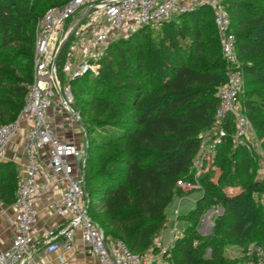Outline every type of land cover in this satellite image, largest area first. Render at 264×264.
Wrapping results in <instances>:
<instances>
[{
    "label": "trees",
    "instance_id": "1",
    "mask_svg": "<svg viewBox=\"0 0 264 264\" xmlns=\"http://www.w3.org/2000/svg\"><path fill=\"white\" fill-rule=\"evenodd\" d=\"M223 1L243 62L244 90L238 98L264 146V0ZM39 17L31 0H0V122L15 120L26 102ZM178 17L113 38L99 58V72L71 80L73 107L88 140V213L107 238L121 239L139 253L166 228L168 206L184 191L178 181L195 180L202 134L208 132L213 143L218 90L226 82L213 10L203 6ZM69 44L57 61L59 77ZM231 118L211 158L221 175L217 182L214 168L200 175L203 195L193 210L179 215L186 226L171 248L172 264H248L247 245L264 242V179L255 178L257 157L234 146ZM5 171L0 197L14 199L18 173L13 163L0 162V172ZM217 204L224 213L212 234H199L201 216ZM230 244L243 249L240 261L224 256Z\"/></svg>",
    "mask_w": 264,
    "mask_h": 264
},
{
    "label": "built area",
    "instance_id": "2",
    "mask_svg": "<svg viewBox=\"0 0 264 264\" xmlns=\"http://www.w3.org/2000/svg\"><path fill=\"white\" fill-rule=\"evenodd\" d=\"M203 6H209L214 12L227 61L226 82L218 90L219 102L211 129L215 133L212 152L227 135L225 125L230 116L234 141L247 137L252 126L238 98L244 90V71L236 51L230 13L223 0H69L45 11L36 26L33 79L26 102L17 119L0 123V162L9 160V144L21 123H28L25 161H17L22 173L11 220L15 234L11 247L0 250V264H40V250L54 252L71 248L78 231L86 252L96 259V264H152L156 261L152 251L139 253L121 239L107 238L91 218L84 179L85 147L83 142L62 138L54 118H60L62 130L79 124L76 118L79 112L73 107L71 80L87 72H99V58L114 32L130 33L140 27L157 26ZM89 7L92 9L87 21L75 32L78 40L67 49L63 72L69 75V81L64 85L57 73V61L60 44L71 31L66 25L71 17ZM206 159L209 161L210 155ZM178 184L184 190L202 188L196 176L194 181L179 180ZM43 200L46 207L63 220L38 235L34 227L39 214L38 203ZM178 234L176 222L168 247L173 246ZM245 254L248 264H264V242H251ZM59 261L65 262L63 255L59 256Z\"/></svg>",
    "mask_w": 264,
    "mask_h": 264
},
{
    "label": "rangeland",
    "instance_id": "3",
    "mask_svg": "<svg viewBox=\"0 0 264 264\" xmlns=\"http://www.w3.org/2000/svg\"><path fill=\"white\" fill-rule=\"evenodd\" d=\"M69 0H31V2L33 3V5L36 8V14L39 17L36 21V26L40 20V18L43 16L42 14L45 13V11L52 6H62L63 4H65L66 2H68ZM86 12V10H82L80 12H78L76 15H74L72 17V19L67 23L66 28L72 30L77 23L81 20V18L83 17L84 13ZM42 15V16H41ZM178 20V16L175 17ZM84 21V22H83ZM82 22L85 23V21H87V18L85 20H83ZM36 31V29H35ZM131 33V32H130ZM130 33L120 30V31H116L114 32L110 39L119 37L121 35L123 36H128ZM78 40V37L75 35V33L72 34V36L69 39V43L75 42ZM241 66L243 67V62L242 60H240ZM262 77H264V75L261 74ZM60 79H61V83L62 84H67L69 81V75L67 73L62 72V74L60 75ZM72 85V82H71ZM17 119V118H16ZM10 122V121H9ZM0 123H5V122H0ZM251 129L249 132V135L241 140H236L234 141V146H245L251 153H253L255 155V157H257V162L256 160H254V162H256V170H255V178H259V179H264V146H263V139L259 136V134L257 133L252 121H251ZM80 125V124H78ZM81 126V125H80ZM65 130V129H64ZM84 130V129H82ZM81 130V131H82ZM67 131V129L65 130ZM80 132L79 127L77 126L76 128H73L72 130V134H77ZM83 132V131H82ZM208 132H204L203 135V142H202V147H201V151L198 153V155L196 156L195 160H194V169H195V174L194 176H196L199 180L200 175L203 174V172H207L208 170H211V168L215 169V175L213 177L214 181H218L219 176L221 175V169L217 166H213L212 167V159H210L209 161L206 159V157L208 155H210V157L212 158L214 153H215V149L211 152V143L208 141L209 140V135H207ZM80 135V134H79ZM78 137V136H77ZM81 139L83 140V145L85 147V156L83 159V164H87V159H86V155L88 153V140L86 139L85 133L84 136L81 137ZM102 151H98L95 153V156H100L102 155ZM97 157V158H98ZM228 187V188H227ZM226 190L227 192L230 191V186H227ZM232 190V189H231ZM233 191V190H232ZM233 193V192H230ZM203 195V189H194V190H184L182 192V194H180L179 196H177L168 206V216H170V219H172V221H170L167 225V229L164 230L162 233V236H164V241L165 243H169L172 239V229L174 227V221L173 218L174 215L177 216V218H179L180 214H185L190 212L191 210H193L195 208L196 202L197 200ZM256 196V198L260 199V197L264 196H260L257 194H254ZM196 196H198V198L196 199ZM263 198V197H262ZM180 199H184L185 202L182 204V206H180L177 204V200L179 201ZM181 211V213H180ZM224 213V206L221 204H217V205H213L211 207H209L204 214L201 216L200 218V222H199V226H198V232L199 234L203 235V236H209L210 234H212V230H213V226L215 223V220L218 216L222 215ZM183 226V221L180 222L179 227ZM186 226V223H185ZM255 241V240H253ZM251 241V242H253ZM155 244L153 246H151L150 248H148L147 250H145L142 253H152L154 254L156 261L153 262L155 264H172L171 261V248L170 247H164V246H159L157 245L159 242V239H155ZM250 242V243H251ZM250 243L248 245H250ZM247 245V246H248ZM247 250V247H246ZM246 252V251H245ZM224 256L227 258V261L229 260L230 262L234 261H240L243 258V249L241 247H239L236 244H230L228 246H226L224 248ZM211 249L207 248L205 250L204 256L205 258H210L211 257ZM246 255V254H245ZM235 264H241L239 263H235Z\"/></svg>",
    "mask_w": 264,
    "mask_h": 264
},
{
    "label": "crops",
    "instance_id": "4",
    "mask_svg": "<svg viewBox=\"0 0 264 264\" xmlns=\"http://www.w3.org/2000/svg\"><path fill=\"white\" fill-rule=\"evenodd\" d=\"M86 41L88 37L85 38ZM78 53H81V49L78 50ZM54 124L58 126L59 133L62 138H70V139H75L79 142H83L81 137L84 136V133L82 132V128L80 125H77L79 127L80 132L77 134H72V129L70 130H62L61 125L62 122L59 117L54 118ZM75 126L74 128H76ZM27 127L28 123L27 122H22L21 127L18 130V133L16 136L12 139L11 143L9 144L8 147V155H9V160L7 161H1V162H11L14 164V167L18 173V178L20 174L22 173V169L20 168L19 164L17 161H25V155H24V144H25V135L27 132ZM82 130V131H81ZM80 134V135H79ZM78 136V137H77ZM1 174H5V172H0ZM1 196V195H0ZM15 197H16V190H15ZM14 199H2L0 197V250H4L7 248H10L14 239V234L15 230L12 225V218L14 217L15 214V208L13 206ZM198 196H196V199ZM177 204L182 206V204L185 202L184 199H180L179 201H176ZM38 209H39V214L37 217V221L35 224V232L36 234L40 235L45 229L51 226H56L62 222V218L58 216L56 213L53 211L49 210L46 207V201L43 200L38 203ZM181 213V211H180ZM173 221H174V227L172 229V235H173V230L175 228V224L177 222V228L179 230V233L181 234L185 228V222L183 221V226L179 227L180 222L182 221L181 219H178L176 215H174ZM172 221L169 216V221L168 223ZM167 223V225H168ZM170 224V223H169ZM167 229V226L164 230ZM163 233H161L158 237L159 242L157 245L159 246H164L167 247L169 246V243H165L164 241V236H162ZM178 234V235H180ZM173 237V236H172ZM63 255L65 258V262L63 264H96V259L88 254L85 250V245L81 239V234L78 231L73 244L71 248L66 249V250H57L54 252H45L43 249L40 250V258L39 262L40 264H61L59 261V256Z\"/></svg>",
    "mask_w": 264,
    "mask_h": 264
},
{
    "label": "water",
    "instance_id": "5",
    "mask_svg": "<svg viewBox=\"0 0 264 264\" xmlns=\"http://www.w3.org/2000/svg\"><path fill=\"white\" fill-rule=\"evenodd\" d=\"M92 7H89L86 12L84 13L83 17L81 18V20L77 23V25L68 33V35L66 36V38L61 42L60 47H59V52H58V56L61 53V51L63 50L66 42L69 40V38L72 36L73 33L76 32V30L78 29V27L80 26V24L82 23L83 20L86 19V17L88 16L89 12L91 11ZM57 61V60H56ZM55 61V64H56ZM76 118L78 119V123L81 125L82 128H85V123L82 119V117L80 116V114H76ZM88 158V154L86 155V159ZM84 179H85V171H84Z\"/></svg>",
    "mask_w": 264,
    "mask_h": 264
}]
</instances>
